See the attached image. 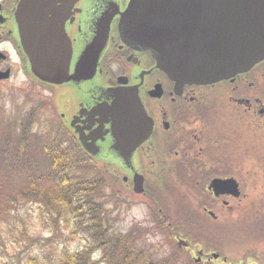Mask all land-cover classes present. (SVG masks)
Segmentation results:
<instances>
[{
	"label": "flooded vegetation",
	"instance_id": "1",
	"mask_svg": "<svg viewBox=\"0 0 264 264\" xmlns=\"http://www.w3.org/2000/svg\"><path fill=\"white\" fill-rule=\"evenodd\" d=\"M102 1L115 3L118 11H122L128 2L76 0L72 4L70 0L71 13L67 14V0H27L28 14L22 16L20 6L23 0H0V82L10 79L17 72L23 78H31L36 84L52 88L54 94H57L58 89L38 82L28 72L19 40L24 36L32 44L53 42L54 45H61L62 37L65 39L67 35L72 48H76L82 43L83 30L93 29L88 24L89 19L103 7L98 6ZM190 6L194 9L195 2L192 1ZM221 6V1L205 4L203 21L206 28H222L224 19ZM118 18L119 15L114 16L110 23L108 48L101 60V73L97 74V80L102 88L118 86L117 78L120 76L126 77L127 84H136L140 81L136 73L147 70L148 73L143 74L138 95L147 115L153 121V131L137 148L135 155L136 168L143 176L142 191L134 192L133 179L129 173L118 172L109 166L108 169L114 175L115 186L131 198L139 196L152 204L157 184L164 181L165 175L172 174L181 183L179 187H186L185 190L191 193L192 198L185 205L193 202L200 211L198 216L201 220L216 224L221 216L232 215H236V221L245 220L244 211L250 209V206L255 219H259L263 210L259 205L262 202L264 204V200L259 203L252 201L246 206L244 202L249 189L254 190L257 195L264 190V59L250 70L235 75L232 80L180 86L165 73L153 68L155 62L149 51H135L123 44L116 33ZM188 19L193 22L192 15ZM130 55L132 57L128 61L127 57ZM133 58L137 62H132ZM108 60L123 62V72L114 74L112 67L109 69L106 65ZM5 71H8V76L1 78V73ZM64 95L68 96L65 109H69L70 117L77 112L80 104L89 109L104 99L103 90L98 88L82 87V97L76 98L71 90L65 88ZM53 107L61 124L58 132L61 141L67 143L68 140H73L77 143L79 156H85L91 163L103 164L84 151L71 130L62 122L55 97ZM97 117L94 114L84 120L85 126L90 129L84 130L85 133L98 126ZM82 119L84 115L81 116ZM84 124L77 122L80 127ZM107 127L108 124L102 123L103 129ZM98 143L105 142L98 140ZM101 155L107 156L108 153L102 151ZM249 164L250 167H247ZM227 178L236 182V190L239 192L237 196L232 193L215 194L211 187L212 180ZM179 211L180 214L176 216L164 214L158 216L157 220L161 227L168 225L179 231L171 235L187 232L185 235L189 241L176 237L177 246L191 249L192 246L199 245L203 249L200 251L201 255L210 256L206 259L207 262L211 259L226 261L225 255L219 253L220 234L216 231L219 227L213 228L215 231L212 232L196 218L194 212L191 214L187 210ZM202 232H206L205 237ZM263 233L256 228L252 234L253 242L241 240L237 244L241 250L237 252V260L240 261L238 264L243 260L246 264H264ZM180 240L186 244L179 245ZM230 260L228 264L233 263ZM195 261L198 263L200 259L196 258Z\"/></svg>",
	"mask_w": 264,
	"mask_h": 264
},
{
	"label": "water",
	"instance_id": "2",
	"mask_svg": "<svg viewBox=\"0 0 264 264\" xmlns=\"http://www.w3.org/2000/svg\"><path fill=\"white\" fill-rule=\"evenodd\" d=\"M75 1L72 0V4ZM192 1L194 9L190 6ZM210 1L222 2L224 23L220 30L206 28L203 21L205 4ZM72 4L67 0V14L71 13ZM100 5L103 7L89 19L88 24L93 29L83 30L82 43L76 48H72L67 35L65 39L62 37L61 45L53 42L32 44L28 37L22 36L20 47L28 72L41 83L58 89L55 105L78 144L107 168L111 166L118 172L129 173L133 190L139 193L143 176L136 168V150L153 131V121L138 95L143 74L148 71L136 73L140 80L136 84L129 85L126 77L120 76L118 86L101 87L97 74L101 73V60L108 48L113 17L119 15L116 33L123 44L135 51H149L155 62L153 68L180 86L206 85L232 80L264 59V0H128L122 11H118L113 2L102 1ZM20 8V14L27 16V0H23ZM191 15L192 23L188 19ZM132 62H137L136 58ZM1 74V78H6L8 71ZM82 87L103 90L104 99L89 109L80 104L70 117L69 109H65L68 96L64 95V90H71L76 98L82 97ZM94 114L99 124L85 133L84 130L90 129L84 120ZM82 115L84 119L81 120ZM78 121L84 126H77ZM102 123L108 127L103 129ZM98 140L105 143L100 144ZM102 151L108 155L102 156ZM211 187L215 194H239L232 178L214 179ZM178 244L186 243L180 240Z\"/></svg>",
	"mask_w": 264,
	"mask_h": 264
},
{
	"label": "rangeland",
	"instance_id": "3",
	"mask_svg": "<svg viewBox=\"0 0 264 264\" xmlns=\"http://www.w3.org/2000/svg\"><path fill=\"white\" fill-rule=\"evenodd\" d=\"M122 63L108 60L106 65L109 69L112 67L114 74H117L124 70L125 65ZM112 64L115 65L111 66ZM60 125L48 87L34 83L31 78H23L17 72L10 79L0 82V264H13L21 256V262L25 263L23 258L27 252L37 254L43 261L47 260L46 257L55 260L64 252L85 247L88 236L83 227L87 222L78 228L79 234L75 236L71 233L72 226L66 228L60 220L57 227L53 226V220L57 221L63 215L56 217L52 214L53 208L48 200L42 202L41 195L37 196L38 200L28 201L23 197V192L32 189L28 174L22 175L20 170L26 155L32 159L30 174L35 186L46 193L49 191L50 185L46 177L52 160L46 149L57 142ZM103 168L109 180L94 200L99 206L94 214L101 218L109 235L124 236L131 233L132 250L142 253L141 259L144 261L148 260L153 264H228L231 259L234 264H238L240 261L237 260V252L241 250L237 244L241 240L253 242L252 234L256 228L262 233L264 231V208L259 219H255V213L246 210L245 220L236 221V215L221 216L216 224H212L201 220L198 216L200 211L193 202L185 205V202L191 200V193L185 190L186 187H179L181 183L174 175H165L164 181L157 184L151 204L149 200H143L139 196L131 198L125 192H120L114 184L112 170L105 166ZM86 170H78L77 175L86 177L89 174ZM262 191L258 195L254 190L246 191L248 196L244 206L252 201L259 203L264 200V190ZM179 210H187L191 214L194 212L196 218L211 231L219 227L216 229L220 234L219 253L225 255L226 261L211 259L207 262L206 259L210 256L201 255L200 251L203 249L199 245H194L191 249L177 246L176 237L189 241L185 235L187 232L171 235L179 231L168 225L161 227L157 220L158 216L164 214L176 216L180 214ZM87 217L86 215L85 218ZM222 227L223 230L220 229ZM24 232L36 239L29 247L23 241ZM202 233L205 237L206 232ZM15 239H20L19 244ZM196 258L200 259L198 263ZM241 264H246L245 260Z\"/></svg>",
	"mask_w": 264,
	"mask_h": 264
},
{
	"label": "trees",
	"instance_id": "4",
	"mask_svg": "<svg viewBox=\"0 0 264 264\" xmlns=\"http://www.w3.org/2000/svg\"><path fill=\"white\" fill-rule=\"evenodd\" d=\"M57 142H53L46 149L48 156L51 157L50 171L46 177L49 182V191L39 190L36 187L30 171L32 170V159L26 155L21 162V174H28L31 190L23 192L25 199L38 200L37 196L41 195L42 202L48 200L53 208L56 217L63 215L57 221L53 220V226L59 225V220L66 228H71L72 234L78 236V228L87 222L83 230L86 232L88 239L83 249H76L62 253L57 259L50 260L46 257L43 261L37 254L29 252L17 258L13 264H153L141 259L142 253L133 251L131 233L124 236L109 235L108 230L104 227L101 218L94 213L99 210L98 204L94 202L96 196L101 192L103 186L107 184L109 177L100 166L91 165V161L85 156L77 154V145L73 140L63 143L56 137ZM82 168L87 169L89 173L86 177L77 175V171ZM95 173H93V172ZM37 188V189H35ZM264 204L259 208L263 209ZM249 211H252L250 206ZM88 216L85 218V216ZM23 241L26 247L31 246L36 239L26 232L23 233ZM18 244L20 239H15ZM26 240V241H25ZM41 244V243H37ZM99 256V257H98ZM42 261V262H40Z\"/></svg>",
	"mask_w": 264,
	"mask_h": 264
},
{
	"label": "bare ground",
	"instance_id": "5",
	"mask_svg": "<svg viewBox=\"0 0 264 264\" xmlns=\"http://www.w3.org/2000/svg\"><path fill=\"white\" fill-rule=\"evenodd\" d=\"M48 86H50V85H48ZM50 87H52V86H50ZM49 91H50L52 97H56L57 96V94H54L55 91H52V88L49 89Z\"/></svg>",
	"mask_w": 264,
	"mask_h": 264
}]
</instances>
